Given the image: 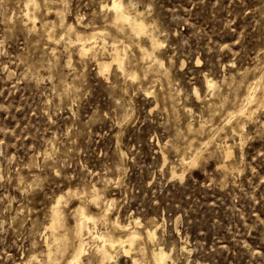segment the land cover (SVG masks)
<instances>
[{"label": "rangeland", "instance_id": "rangeland-1", "mask_svg": "<svg viewBox=\"0 0 264 264\" xmlns=\"http://www.w3.org/2000/svg\"><path fill=\"white\" fill-rule=\"evenodd\" d=\"M111 1L0 0V264H45L60 197L62 262L80 207L94 233H140L107 264H155L159 248L175 264H264V0H123L164 66L142 53L148 37L112 22ZM97 32L107 44L80 55L77 34ZM114 41L125 71L100 75ZM84 234L81 264H100Z\"/></svg>", "mask_w": 264, "mask_h": 264}, {"label": "bare ground", "instance_id": "bare-ground-1", "mask_svg": "<svg viewBox=\"0 0 264 264\" xmlns=\"http://www.w3.org/2000/svg\"><path fill=\"white\" fill-rule=\"evenodd\" d=\"M34 4H35L34 6L36 8L37 5H36V3H34ZM101 6H102V9L104 11L109 10L112 13V22L116 26L121 27L123 30H128L130 35L134 36V38L135 37L141 38L142 36L148 37V39L150 41V47L143 49L142 53H144V56H146L152 62V63L150 62L151 65L155 63V64H159V66H164L163 63L159 60L158 56L156 55V51L159 50L161 47H163V43L160 42V40L156 37L154 32L151 30V28H152L151 25H149L147 23V21L142 17V12H140L136 7H134L135 6L134 3H130V5H126L123 0H112L111 3H103ZM26 7H27V5H26ZM133 11H134L135 15L133 14ZM76 38H77V42L80 45V53L79 54L82 56H85V55L89 54L90 52H92L95 44H97L99 39H101L103 46L107 44L105 38H100L98 32L92 33L88 36H82L80 34H77ZM126 56H127L126 47L120 49V46L117 44L116 41H114L112 43V52H110V55H109L110 59L109 60H107L105 58H97L96 59L99 74L100 75H107L110 72L113 64H116V66L119 70L125 71ZM136 76L137 75L135 73H132L130 77H136ZM205 84L207 85L206 87H208L209 90H214L216 87L214 81L211 79H207ZM257 86L259 87L257 82L252 83L249 86H247L248 87V95L246 94L247 97H245L246 99L244 100L246 102V104H245V102H243L245 105H243V107L241 106L242 108L238 111L241 117H244L246 115L247 111H249L248 107H250V106L252 107V104L256 101L255 90H256ZM248 121H249V119H248ZM195 163H196V157L194 159H192L188 164H191L194 166ZM180 178H184V175L181 174ZM62 198L63 197H60L58 199L57 204L53 205V207L51 209L52 211H50V212H52V216H51L52 221H51L49 228L52 230V233H53L52 234L53 235V242L52 243H54L56 245V247L54 246L55 247L54 248L51 245L50 241L45 242L47 244V248H48L47 252H46L47 254L45 253L46 256L44 257L45 258V260H44L45 264H81L83 262V257L86 253L87 242H86V239L84 238L85 232H87V234L89 236H91V238L99 240L101 243V245H98L96 247V249L98 251V252L97 251L96 252L98 253V255H100V261H101L100 264H107V262L108 263L113 262V260L115 258V256L113 255V249H115L116 247L122 248L126 254L130 253L133 249H136L134 247H135L136 243L138 242V239L140 238V233L136 230H133V228H131V223L124 225L120 222H116L118 227L120 229L124 230V232H126V238L125 239H122V238L114 239L112 237H108V236L103 235V234L94 233L90 229L89 224H90V222L92 224H93V222L95 224H97L96 219L93 216H90L87 213H85V211L79 207V209H77L76 212L80 218H78L79 222L77 223L76 234H75L78 236V238H77L78 244L74 247V249L72 248L73 252L69 256V258L62 262V260H63L62 257H63V254L65 253V250H66L64 247H62L63 242L65 241V237L61 236V235L59 236L57 234V230L62 225V211H61V206H60L62 203ZM92 199H94L93 201L95 203V201L98 200V195H95ZM134 224H136V226H138L140 224L139 219H135ZM147 234H148L149 239H151V240L155 239V232H152L151 230H149L147 232ZM66 254H64L65 257H66ZM153 259L155 261V264H175V262L173 260L170 262V256L162 248H159L156 252L153 253ZM28 261H30V260H28ZM17 264H22V263H17ZM39 264H42V262H40ZM134 264H138L137 259L134 260Z\"/></svg>", "mask_w": 264, "mask_h": 264}]
</instances>
